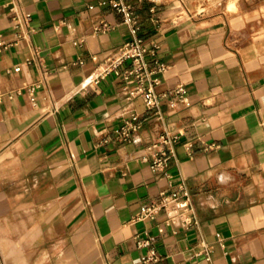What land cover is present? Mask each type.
<instances>
[{
  "label": "crops",
  "instance_id": "0c3cea01",
  "mask_svg": "<svg viewBox=\"0 0 264 264\" xmlns=\"http://www.w3.org/2000/svg\"><path fill=\"white\" fill-rule=\"evenodd\" d=\"M113 1L133 6L141 34L160 42L170 65L160 88L185 83L190 105L166 99L159 117L128 98L122 75L104 73L133 36ZM14 2L32 21L0 50L6 264H264V0H0L7 40ZM134 114L142 125L125 141L119 128ZM165 130L181 138L157 170L144 155ZM183 184L196 223H169L167 212L133 221Z\"/></svg>",
  "mask_w": 264,
  "mask_h": 264
},
{
  "label": "built area",
  "instance_id": "2783aa9c",
  "mask_svg": "<svg viewBox=\"0 0 264 264\" xmlns=\"http://www.w3.org/2000/svg\"><path fill=\"white\" fill-rule=\"evenodd\" d=\"M113 3L125 13V21L129 24L133 36L116 52L104 73L116 71L122 75L126 82L124 90L128 98L142 97L147 108L155 110L159 117H163L162 105L166 99H169L173 107L180 103L190 105L189 90L185 83H179L172 89L162 90L160 88L170 65L159 56L160 42L150 41L141 34L142 26L133 6L123 1H113ZM11 9L15 38L7 40L4 33L0 32V50H4L9 45L20 44L21 40L28 37L31 32L32 16L16 2L13 3ZM127 62L128 66L122 68L123 64ZM19 69L21 66L16 67V70ZM139 118V114H134L119 128V135L123 140H135L134 135L142 125ZM180 138L181 132L165 130L150 141L149 148L152 149V153L145 154L144 158L151 159L157 170L167 169L171 158L177 155ZM216 145L217 143L214 142L209 147ZM162 212L168 213L167 221L169 223L181 222L190 225L196 223L198 219L191 191L184 184L178 190L164 191L160 198L145 203L138 214L134 216L133 221L156 219ZM138 242L142 246L148 245L151 243V239L139 237ZM205 255L208 260L213 259L212 246L209 244L206 245ZM144 259L147 262L157 260L158 255L153 251Z\"/></svg>",
  "mask_w": 264,
  "mask_h": 264
},
{
  "label": "rangeland",
  "instance_id": "374dc122",
  "mask_svg": "<svg viewBox=\"0 0 264 264\" xmlns=\"http://www.w3.org/2000/svg\"><path fill=\"white\" fill-rule=\"evenodd\" d=\"M235 5V4H234ZM232 6V8H234L235 6ZM236 9H237V7H235ZM15 231H17L18 232V236H16L15 238L16 239H18V238H20V239H22L23 237H22V235L24 234V230H26V228L24 227V226H18L17 228H15L14 229ZM9 232H10V229L8 230ZM11 231H12V228H11ZM13 232V231H12ZM12 232H10V234H13ZM21 245H22V247H23V244H22V242H19ZM24 248V247H23ZM13 254H15V255H19L18 256V258H16V261H21L22 260V254H21V252H15V253H13ZM0 264H6V262H5V259H4V257H3V255H2V252H1V250H0Z\"/></svg>",
  "mask_w": 264,
  "mask_h": 264
}]
</instances>
